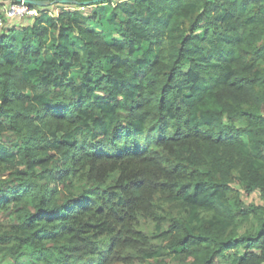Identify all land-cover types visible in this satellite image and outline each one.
Here are the masks:
<instances>
[{
    "label": "trees",
    "instance_id": "trees-1",
    "mask_svg": "<svg viewBox=\"0 0 264 264\" xmlns=\"http://www.w3.org/2000/svg\"><path fill=\"white\" fill-rule=\"evenodd\" d=\"M37 1L96 11L0 29V264L263 262L264 0Z\"/></svg>",
    "mask_w": 264,
    "mask_h": 264
},
{
    "label": "rangeland",
    "instance_id": "rangeland-1",
    "mask_svg": "<svg viewBox=\"0 0 264 264\" xmlns=\"http://www.w3.org/2000/svg\"><path fill=\"white\" fill-rule=\"evenodd\" d=\"M111 1H112V3H115L117 0H111ZM46 3L48 5V2H46ZM5 5H7L6 1L0 0V8H1V6H5ZM63 7H61V8L64 9L65 11L72 12V11L78 10V11H80V12L86 14V15H91L93 13V11L94 12L96 11V7L93 6V5L92 6L79 7L77 9L73 8V7H64V8ZM61 8L57 7L54 4H49L46 9H47L48 13L56 14ZM107 8H109V7H107ZM108 12H109V10L106 12V15L108 14ZM31 20H32L31 18H28V19L27 18H22V19L20 18V19L14 20L12 24L17 25V28H20V27H23V26H25L27 24H30ZM97 32L98 33H102L106 38H110V37L118 38L117 35L114 32H110V31L105 30V29H104V31H102L100 29H97ZM74 73H76V72H74ZM239 125L242 126V123L239 124ZM243 201H244L245 205H250V204L257 205L260 202L262 203V201L259 198V194H256V193L253 194L252 196L244 197ZM262 204H264V202ZM250 226H251V224L249 226L247 225L246 227L249 228ZM246 227L244 229H246Z\"/></svg>",
    "mask_w": 264,
    "mask_h": 264
},
{
    "label": "built area",
    "instance_id": "built-area-1",
    "mask_svg": "<svg viewBox=\"0 0 264 264\" xmlns=\"http://www.w3.org/2000/svg\"><path fill=\"white\" fill-rule=\"evenodd\" d=\"M7 5L0 8V29L4 27L6 19L31 18L38 16L39 11L36 8H31L29 4L23 1H6ZM260 264H264V261Z\"/></svg>",
    "mask_w": 264,
    "mask_h": 264
},
{
    "label": "water",
    "instance_id": "water-1",
    "mask_svg": "<svg viewBox=\"0 0 264 264\" xmlns=\"http://www.w3.org/2000/svg\"><path fill=\"white\" fill-rule=\"evenodd\" d=\"M2 1H10V0H2ZM12 1H23L24 3H27L29 5H33V6H47L46 1L41 2V1H37V0H12ZM99 1H103V0H94L93 2H99ZM59 3V4H73L76 3L73 0H58V1H54V3ZM83 5H87V3H82Z\"/></svg>",
    "mask_w": 264,
    "mask_h": 264
}]
</instances>
